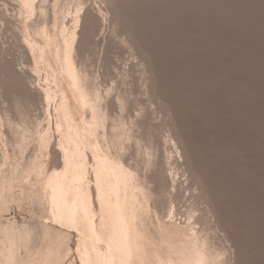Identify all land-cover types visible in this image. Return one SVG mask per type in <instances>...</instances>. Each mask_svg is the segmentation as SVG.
<instances>
[{"label":"rangeland","instance_id":"374dc122","mask_svg":"<svg viewBox=\"0 0 264 264\" xmlns=\"http://www.w3.org/2000/svg\"><path fill=\"white\" fill-rule=\"evenodd\" d=\"M17 1L0 0V170L16 157L25 168L35 155L46 172L61 169L51 151L67 141L64 117L77 103L62 102L47 65L54 66L59 38L72 36L76 65L105 105L102 142L140 179L161 186L150 199V226L161 221L185 234L196 227L230 264H264V0H31L33 15ZM32 40L48 45L46 59L28 50ZM7 121L29 129L21 150ZM44 133L48 143L40 147ZM39 191L33 177L15 184L13 197L4 191L1 225L36 229L35 246L45 223L54 250L70 248L64 264H81L76 230L47 217Z\"/></svg>","mask_w":264,"mask_h":264},{"label":"bare ground","instance_id":"6f19581e","mask_svg":"<svg viewBox=\"0 0 264 264\" xmlns=\"http://www.w3.org/2000/svg\"><path fill=\"white\" fill-rule=\"evenodd\" d=\"M18 1L20 4H23L25 14L33 15L35 13L36 6L35 3H33L34 0ZM18 1L17 3H19ZM48 20L50 19L48 18ZM26 28V32L32 37L33 34L28 24ZM42 30L43 35L44 33L47 34L46 31L44 32V30H46L45 27ZM50 35L51 33H48L46 37L48 38L49 36L48 39H50ZM31 37H28V40L32 39ZM68 37L70 36L68 35ZM68 37L65 35L59 38L53 54L54 66L49 68L48 64L47 68L49 70L46 68L49 72V78L47 76L48 80H50L53 85L62 86L59 87L62 102L66 104L67 107L70 105V98L72 102L74 101L77 103V106H74L73 110L68 115L64 113V115H66L63 121L65 137L70 145L63 139L62 144H66V146L69 145V147H64L65 145L63 146L62 144L59 149L55 147L58 149V153L54 152V147V149L51 148V153H53L54 156L55 154L58 156L61 169L46 172L37 155L31 160H28V165V161L26 162L27 166L23 165L25 168L22 166L20 168V166L13 163L17 158L15 156L16 158H13L14 160L10 165L11 168L9 171L7 169V172L3 173L0 170V200L2 197L1 194H3L4 191L11 197L15 184L21 185L23 182L29 181L33 177L35 179V184L40 188L36 196L37 202L44 205V210L48 214L47 217L49 216L52 221L58 223L59 226H65L76 230L78 235L77 253L81 264H230L231 261L229 263V259L227 261L223 253L225 250L222 251L223 248L220 250L219 248L212 249L213 247H209L208 245L210 243L207 239H203L202 236L200 237V235L198 236V234L194 233L196 227L192 226L194 231L192 228L193 232L191 231V233L193 234H188L190 231L185 234V231L169 228L161 221H158L156 224V220H154L153 222H155L156 227L150 226L148 221L150 199L151 197L153 198V194L159 193L158 187L161 186H157L158 183H155V186L151 187L147 181L150 180L147 179L148 176H146L145 179H140L145 177L143 173L141 174L143 175L142 177L139 170L136 169L139 171L138 174L135 168H131L124 162L122 155H114L109 151L110 149L105 147L107 144L104 145V143H106L103 138L104 134L102 133L103 135L100 136L101 131L104 132L105 130L103 127L106 120V115L104 113L105 105L100 103L101 95L97 86L95 85V87L94 84H91L85 76L86 74L83 69L78 68V64L76 65L77 62L74 60V52L71 47L75 39L71 36L73 40L71 41ZM70 41L72 44H70ZM26 43L28 44V50H30V48H35L34 50H37L38 54L46 59L45 57L49 52L47 44L35 40ZM34 55L33 53V56H31L34 57ZM43 62L44 61H42V63ZM47 63L45 62V64ZM49 95L50 94L45 97V100L49 101L48 99L52 98L51 95L50 97ZM83 108H85V111L87 110L86 113L88 115L85 113L87 118L85 117L86 119L80 120L78 112ZM63 112H65V110H63ZM8 123L7 121L6 124L9 126L8 128L12 127ZM21 124L23 125L21 126ZM21 124L20 126L18 125L19 129L18 126L13 125L12 127H17V130L12 129L16 130L15 133L18 132L16 147L24 146L27 138L26 135L29 130L24 123ZM101 127H103V130ZM116 136H118V134H116ZM47 137L48 135L45 133L39 136L40 147L47 145ZM119 137L120 136L115 137L117 145H120L121 139H119ZM102 140L105 142L103 143ZM171 140L172 144L175 145L173 138H171ZM22 147H18V150H21ZM89 174L90 179H88ZM152 174L151 172V176ZM163 174L164 172L162 175ZM154 175L153 177L149 175V178H154ZM156 175H158V173ZM167 178L169 179V177ZM154 179L151 180L153 181ZM152 181L151 183L153 184L156 182V179L154 182ZM166 181L168 183L167 179ZM169 191L171 193V190ZM29 192L31 193L32 191ZM163 194L165 195V193ZM9 195L7 196L9 197ZM164 195L162 197H164ZM169 195L171 196V194ZM169 195H167L166 199L170 197ZM8 199L10 200V198ZM159 199L160 198L157 199L156 195V199L154 198L153 202ZM152 203L150 205L154 206L155 203ZM3 204L1 203L2 207L5 206V202H3ZM158 204L157 206L155 205V208H158L159 211L156 210L164 217L165 215H162L161 208L158 207ZM153 206H151V208ZM164 207L165 206H163L162 209H164ZM166 207H168V205ZM191 211L192 210H189V212ZM189 212L185 213L187 214ZM153 214L151 216L155 215ZM45 219L47 220V218ZM41 223L42 222L39 224ZM11 224L13 226V223ZM39 224V227L43 226V228L41 227L42 231L40 230L41 239L38 241V243H40L33 246L32 243L35 241L34 239H36L35 237L37 235L36 229V233L34 230L29 229L32 231L31 233L29 230H26V228L18 232L19 230H13L10 223L7 226H2L0 223V264H64V261H67L66 258L68 257L67 255H69L70 248L66 247L64 249L66 252L62 255L56 252L54 250L55 247H52L53 243L50 241V244L47 238V224L45 225L44 223L45 227ZM200 234L202 233L200 232ZM204 237L207 238L206 236ZM20 242H22L23 247L20 246ZM34 243H37V241ZM65 264H72V262L69 261Z\"/></svg>","mask_w":264,"mask_h":264}]
</instances>
